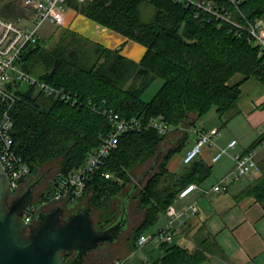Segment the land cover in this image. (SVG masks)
Segmentation results:
<instances>
[{"label":"trees","instance_id":"trees-1","mask_svg":"<svg viewBox=\"0 0 264 264\" xmlns=\"http://www.w3.org/2000/svg\"><path fill=\"white\" fill-rule=\"evenodd\" d=\"M15 1L3 8L0 6L2 18L17 20L25 16ZM214 1L244 22L228 1ZM144 5L153 9L152 19L147 22L143 20ZM22 6L28 9L23 2ZM68 6L143 45L146 52L136 62L124 56L121 47L107 48L68 29L54 47L47 48L39 38L21 54L22 69L48 83L65 87L81 99L79 106H73L53 100L35 87L17 92L19 98L12 110L14 147L31 168L24 183L30 184L46 163L61 159L59 174L43 199L45 203L53 202L54 184L58 179L82 167L102 139L112 132L109 112L118 113L124 119L139 118L143 123L161 116L173 130H186L194 128L214 109L225 127L240 113V86L250 78H256L264 86V53L259 47L246 33L236 35L232 25L219 22L195 6L172 0L83 3L69 0ZM240 10L248 20H264V0H243ZM158 81L159 87L147 99V92ZM89 101L93 102L92 106ZM188 138L183 137L177 146L164 152L159 158L158 170L135 196L138 211L145 216L133 228L129 239L134 251L140 236L157 225L160 215L175 203L184 188L193 183L203 184L213 174L212 167L198 157L180 172L168 169L169 161L182 151ZM263 138L264 134L246 152L256 149ZM166 139L147 127L121 135L103 167L113 178L105 179L100 172L93 174L82 195L71 194L62 200L65 208L77 204L72 213L87 205L93 216L95 211L99 213L95 220L99 229L109 226L118 214L113 209V201L134 183L135 169L158 156ZM259 168L261 176L241 196H252L263 203L264 162ZM216 246L209 239L196 240L193 250L162 243L160 248L164 254L151 264H203L214 254Z\"/></svg>","mask_w":264,"mask_h":264},{"label":"built area","instance_id":"built-area-1","mask_svg":"<svg viewBox=\"0 0 264 264\" xmlns=\"http://www.w3.org/2000/svg\"><path fill=\"white\" fill-rule=\"evenodd\" d=\"M77 1L83 3L92 0ZM172 1L187 6H195L210 14L219 22L232 25L236 35L241 36L246 33L249 40L259 47L261 53H264V20H248L240 10L243 0L226 1L235 7L244 22H241L233 11L222 7L214 0ZM68 2L69 0H23V5L32 12L30 17L17 20H8L0 17V161L9 177L13 197L20 196L24 180L31 173V168L17 155L14 147L12 110L19 98L17 92L25 88L35 87L43 95L53 100L62 101L73 106L81 104L79 96L71 94L65 87L37 78L28 73L27 70L22 69L19 64L21 54L30 45H34L39 40V31L45 23L59 27H63L66 24V11L69 9ZM89 105L92 106L93 102L89 101ZM107 115L111 123L112 132L102 139L101 144L91 153L82 167L58 179L54 184V199L56 201H62L71 194L76 197L82 195L87 181L95 173H102L101 175L105 179L113 178V174L104 172L103 167L106 159L116 149L120 136L124 133L139 132L143 127H147L156 130L162 136H167L173 130L161 116L152 117L147 123H143L139 118L124 119L118 113L112 111ZM215 135V131L199 129L198 141L184 157V164L187 165L193 162L202 153L204 146L213 145V137ZM236 141L233 140L229 144V148H234L237 145ZM263 150L264 138L256 149L234 155L233 169L211 187H202L193 183L184 188L175 203L164 213L167 218V224L152 236L141 235L138 240V246L144 248L151 242L173 244L178 227L183 225L186 219L200 212L197 202H192L183 209H178L175 205L176 202L180 199L188 198L196 190H200L204 197L227 192L232 184L259 170L258 156ZM226 153V149L220 150L213 156V161H219L222 155ZM35 214V210L30 206L26 209L23 218L28 224H32ZM114 264H125V259H117Z\"/></svg>","mask_w":264,"mask_h":264},{"label":"crops","instance_id":"crops-1","mask_svg":"<svg viewBox=\"0 0 264 264\" xmlns=\"http://www.w3.org/2000/svg\"><path fill=\"white\" fill-rule=\"evenodd\" d=\"M76 21H79L81 26L73 28L71 24ZM64 26L107 48L121 47L122 54L136 62H139L146 52L143 45L97 24L71 8L66 11ZM239 79L240 77H237V80ZM240 87L241 96L238 100L240 113L228 123L230 136L227 140H219L220 127L218 126L176 130L179 135L176 139L189 137L182 151L186 148L192 135L195 139L194 144L197 143L199 129L216 132L213 137L214 144L204 146L198 159L211 166L216 173L215 176L218 177H223L234 167V155L246 152L258 140L255 139L256 136L264 134L263 84L256 78H250ZM233 140H237V145L234 148H229V144ZM222 149H226L227 153L222 155L219 161L214 162L213 156ZM184 157H178V154L174 155L167 165L168 169L171 172L182 171L185 166ZM258 162L259 165L264 162V150L259 153ZM212 176L200 186L209 187L215 184L216 179L213 180ZM247 176L241 181H245ZM260 176L259 168L255 179ZM239 182L232 184L225 193L208 197H204L200 190H196L188 198L180 199L175 204L178 209H183L192 202L198 203L199 214L186 219L183 225L178 227L175 237L182 236L184 240H191L194 249L196 240L209 239L216 242L215 252L210 255L206 261L207 264H264V202L260 203L252 196H241L251 183L247 186H238ZM163 216L167 222L166 215L163 214Z\"/></svg>","mask_w":264,"mask_h":264},{"label":"water","instance_id":"water-1","mask_svg":"<svg viewBox=\"0 0 264 264\" xmlns=\"http://www.w3.org/2000/svg\"><path fill=\"white\" fill-rule=\"evenodd\" d=\"M165 152L163 145L137 183L132 184L120 201V210L113 223L97 227L92 209L82 205L66 216L65 208L57 206L36 214V224H28L23 215L33 204L34 188L42 177L19 197L10 200L12 188L0 161V264H88L87 257L102 244H114L128 229L130 202L145 177L154 172ZM70 255V257H68Z\"/></svg>","mask_w":264,"mask_h":264},{"label":"rangeland","instance_id":"rangeland-1","mask_svg":"<svg viewBox=\"0 0 264 264\" xmlns=\"http://www.w3.org/2000/svg\"><path fill=\"white\" fill-rule=\"evenodd\" d=\"M12 0H0V6L1 8H3V6L9 2H11ZM16 5H18L20 7V11H22L24 13V17L25 19H27L28 17L31 16L32 12L30 9H24V7L22 6V0H17L15 1ZM142 13H143V20L145 22L150 21L152 19V14H153V9L149 6V5H144L142 8ZM0 17H2V15L0 14ZM11 19H15V18H11ZM27 22V21H25ZM29 22V21H28ZM73 28H78L80 23L79 21L74 22L73 24H71ZM81 26V25H80ZM84 27V26H83ZM69 31L67 27L63 26V27H59V26H54L51 25L50 23H45L40 31H39V38L41 41H44V44L46 45L47 48H52L57 44V41L61 38V35H63V33L65 31ZM92 46H90L89 49H91ZM160 81L156 82L151 89L147 92L146 94V98L150 99L155 91L157 90V88L159 87ZM203 126H207V127H212V126H218L220 127V134H219V140H227L230 136V134L228 133V128L230 127V125L224 127L222 125V123L220 122L218 115L216 113V111L214 109H212L207 116L203 117L201 120H199L196 124V128H202ZM186 135V132H185ZM178 133H176V130L173 131L171 130L170 133H168V135L166 136L167 139L164 142V146H165V151L175 147L179 144V142H181L182 139H176L177 138ZM183 137V136H182ZM260 136H256V140L259 139ZM255 140V141H256ZM194 136L192 135L189 142L187 143L186 148H184V150L178 154V157H184L188 151L192 150V148L194 147ZM61 159L54 160L51 161L49 163H46L42 169L41 172L38 176H35L32 178V181L30 182V184L27 185V183H24V186H31L34 181L39 180V177L43 176V179L41 180L40 184L37 185L34 190L32 191L34 193V200H33V204L32 207L35 210L36 214L39 212H47L49 210H51L54 207H57L60 205V207H64V201H56L55 199L53 200V202H46L43 201L44 197L48 196V193L50 190V185L53 183L54 178L59 174V170L61 167ZM153 166V161H150L138 168L135 169L134 171V175H133V182L137 183V181L139 180V178L143 175V173L148 170L149 168H151ZM233 169V168H232ZM230 169V170H232ZM158 170V164H156L154 172ZM153 172V173H154ZM149 174L145 177L144 180V184L147 182V180L150 178V176L153 174ZM214 173V171H213ZM229 173V172H227ZM226 173V174H227ZM216 173L213 174V180L216 179L215 183H217V181H219L221 177L215 176ZM225 175V174H224ZM223 175V176H224ZM257 176V171H254L252 173H250L247 178L245 179V181H241L239 182L238 186H247L250 183L254 182L255 177ZM243 182V183H242ZM29 183V182H28ZM133 183V184H134ZM143 184V185H144ZM142 185V186H143ZM214 185V184H213ZM211 187V186H209ZM129 190V188L127 187V189L118 197L113 201V209H115L117 212L119 213L120 210V201H122V197L125 193H127V191ZM140 190V189H139ZM138 191H136V193L134 194L131 202H130V206H129V227L128 229L120 236V239L118 240V242L114 243V244H102L101 246H99V248L91 253L88 257L89 264H114L115 261L117 259H127L126 264H151L153 262V260L160 258L163 254L164 251L160 248V244L157 242H151L149 243L146 247L144 248H140L139 246L136 248V250L134 251L133 249L130 248L129 245H131L129 239L130 237H132L134 229L143 219H144V212H139L138 211V200L136 199L135 196H137ZM14 199L13 195H11L10 200ZM77 206V204L73 203L70 206H67L65 208V212H66V216H69L70 212L72 209H74ZM98 212L95 211L94 216L95 220H98ZM166 219L165 217L162 215H160V219L159 222L157 223V225L153 226L150 230H148L146 232V235L148 236H152L155 233L158 232V230L160 229V227H163L166 225ZM174 243L173 244H178L182 247H186L189 248L191 250H193V244L190 241L184 240V238L182 236H177L174 238ZM203 264H207L206 262H204Z\"/></svg>","mask_w":264,"mask_h":264},{"label":"flooded vegetation","instance_id":"flooded-vegetation-1","mask_svg":"<svg viewBox=\"0 0 264 264\" xmlns=\"http://www.w3.org/2000/svg\"><path fill=\"white\" fill-rule=\"evenodd\" d=\"M28 189V186H23L22 188H21V194H20V196L26 191ZM17 197H19V196H17ZM17 197H14V199L15 198H17ZM118 215V214H117ZM116 215V216H117ZM36 224V220H34V222L32 223V225H35ZM89 257V256H88ZM88 257H87V259H86V261H87V263L89 264V261L90 260H88Z\"/></svg>","mask_w":264,"mask_h":264}]
</instances>
